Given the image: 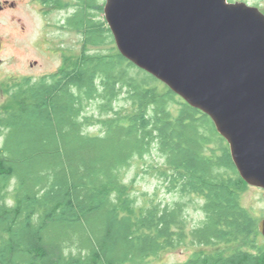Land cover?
I'll use <instances>...</instances> for the list:
<instances>
[{
  "label": "trees",
  "instance_id": "obj_1",
  "mask_svg": "<svg viewBox=\"0 0 264 264\" xmlns=\"http://www.w3.org/2000/svg\"><path fill=\"white\" fill-rule=\"evenodd\" d=\"M37 2L71 11L63 28L82 49L6 90L0 264H160L189 245L173 264H264L260 221L242 203L250 186L211 118L122 56L106 0ZM140 174L179 200L138 191Z\"/></svg>",
  "mask_w": 264,
  "mask_h": 264
},
{
  "label": "water",
  "instance_id": "obj_2",
  "mask_svg": "<svg viewBox=\"0 0 264 264\" xmlns=\"http://www.w3.org/2000/svg\"><path fill=\"white\" fill-rule=\"evenodd\" d=\"M104 15L122 56L208 115L241 178L264 191V12L229 0H106Z\"/></svg>",
  "mask_w": 264,
  "mask_h": 264
},
{
  "label": "rangeland",
  "instance_id": "obj_3",
  "mask_svg": "<svg viewBox=\"0 0 264 264\" xmlns=\"http://www.w3.org/2000/svg\"><path fill=\"white\" fill-rule=\"evenodd\" d=\"M6 1L9 2V6L0 11V110L12 106L6 90L12 86L14 79L21 80L28 77L37 79L55 73L63 65L64 55L78 56L82 49L81 36L63 28V20L71 11L46 9L37 0H0L2 4ZM237 1L252 6L258 3L259 8L264 12V0L230 2ZM136 173L137 169L133 167L127 176L134 178ZM136 187L138 191L143 190L150 194L158 189L159 201L167 205L179 200V195L169 194L161 186V182L142 174ZM263 193L262 189L250 186L242 196L243 205L258 221L264 219ZM189 214L192 223L201 217L200 212L192 208L189 209ZM194 249L189 245V247L166 251L157 263L183 262L189 259Z\"/></svg>",
  "mask_w": 264,
  "mask_h": 264
},
{
  "label": "flooded vegetation",
  "instance_id": "obj_4",
  "mask_svg": "<svg viewBox=\"0 0 264 264\" xmlns=\"http://www.w3.org/2000/svg\"><path fill=\"white\" fill-rule=\"evenodd\" d=\"M1 3V2H0ZM7 6H9V2L8 1H6L5 3H1V6H0V11H2V10H4V9H6V7Z\"/></svg>",
  "mask_w": 264,
  "mask_h": 264
},
{
  "label": "clouds",
  "instance_id": "obj_5",
  "mask_svg": "<svg viewBox=\"0 0 264 264\" xmlns=\"http://www.w3.org/2000/svg\"><path fill=\"white\" fill-rule=\"evenodd\" d=\"M262 11V10H261Z\"/></svg>",
  "mask_w": 264,
  "mask_h": 264
}]
</instances>
